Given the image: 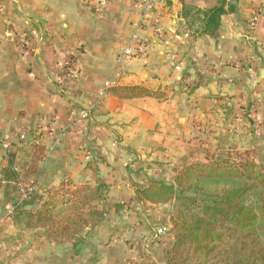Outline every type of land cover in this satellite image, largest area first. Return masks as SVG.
Instances as JSON below:
<instances>
[{
    "label": "crops",
    "instance_id": "0c3cea01",
    "mask_svg": "<svg viewBox=\"0 0 264 264\" xmlns=\"http://www.w3.org/2000/svg\"><path fill=\"white\" fill-rule=\"evenodd\" d=\"M164 1L142 20L133 0H0V264H164L173 203L138 206L136 186L264 150V5L251 27L262 0H227L232 11L203 35L187 29L181 0ZM117 85L164 95L120 99ZM33 154L42 197L17 210ZM100 183L111 212L86 227L79 253L26 225L50 190Z\"/></svg>",
    "mask_w": 264,
    "mask_h": 264
},
{
    "label": "trees",
    "instance_id": "16d2710c",
    "mask_svg": "<svg viewBox=\"0 0 264 264\" xmlns=\"http://www.w3.org/2000/svg\"><path fill=\"white\" fill-rule=\"evenodd\" d=\"M181 2L185 25L197 35L217 31L222 17L232 11L227 0ZM109 92L120 99L164 95L140 85H117L110 87ZM35 155L28 170L32 183L39 178ZM136 187L143 202L173 203L174 242L166 251L164 264H264V161L258 163L248 151L235 157L193 162L179 170L173 183L159 181ZM107 188L106 183L93 188L82 186L75 191L67 190V198L62 199L58 197L59 191H51L58 194L46 200L41 210L25 212L26 225L45 228L47 240L71 243L79 253L86 227L98 226L106 220L109 208L103 199ZM40 197L41 194L32 192L29 200L20 204L15 200L14 205L18 210ZM78 201L88 207L86 211L79 208L67 215L58 210Z\"/></svg>",
    "mask_w": 264,
    "mask_h": 264
},
{
    "label": "rangeland",
    "instance_id": "374dc122",
    "mask_svg": "<svg viewBox=\"0 0 264 264\" xmlns=\"http://www.w3.org/2000/svg\"><path fill=\"white\" fill-rule=\"evenodd\" d=\"M135 3H136V7H138L140 10H141V13H142V20H143V18H146V17H148L150 14H152L153 12H155L158 8H159V6L162 4V3H165V1L164 0H155L156 2H155V6H154V9L150 12L148 9H147V7H146V1L145 0H133ZM148 10V11H147ZM254 98H256V99H249L250 100V107H252L253 109L254 108H256L257 107V103H258V101H257V98L258 97H255L254 96ZM261 102V101H260ZM258 130V129H257ZM261 130L259 129V132H260ZM253 146L254 145H250L249 147H251V148H249L248 150H241V151H237V152H233V155L232 156H236V154L237 153H240V152H245V151H248L249 153H250V156H252L258 163L259 162H262V161H264V150H261V151H259V150H257L256 148L254 149L253 148ZM210 157H215V156H213V155H210L208 158H210ZM208 158H207V160H208ZM215 158H219V157H215ZM224 158H227V157H224ZM219 159H223V158H219ZM197 162H199V161H197ZM204 162H206V161H204ZM196 163V162H195ZM191 164V163H190ZM189 165V164H188ZM179 172V170L177 171V173ZM176 173V174H177ZM176 176V175H175ZM175 178V177H174ZM167 182V181H166ZM32 182H29V183H26V184H24V185H27V184H31ZM167 183H172V182H167ZM82 186H86V185H82ZM82 186H78V187H76V188H74V189H72V191H75V190H77L78 188H80V187H82ZM149 186V185H148ZM90 187H94L93 185H91ZM18 188V189H17ZM16 189H17V191H19V188H20V186H18ZM67 190H70V189H67V188H65V187H60L59 188V198L60 199H62L63 197H66V193H67ZM51 191L52 190H50L49 192L51 193ZM20 192V191H19ZM58 193L56 192V194L54 195V196H56ZM51 196V195H50ZM53 196V197H54ZM67 198V197H66ZM61 203V202H60ZM107 203V202H106ZM135 204L136 205H138V206H145V208H149V207H147L146 205H145V203L144 202H141V201H139V200H136L135 201ZM149 204V203H148ZM102 205H103V203H102ZM156 205H159V204H155V205H150L149 204V206L152 208V206L154 207V206H156ZM61 206V205H60ZM68 206H71V208H68ZM68 206H64V207H60V208H58V210L59 211H61V213H63V214H66L67 213V215H71V214H74L73 212L75 211V210H78L79 208H81V210H83V211H86L87 210V206H81V203L78 201L75 205L74 204H69ZM108 208H109V212H108V215H107V217H106V220L108 219V216H109V214H110V210H111V205L109 204V203H107V205H106ZM171 207H172V213H173V204L171 205ZM68 208V209H67Z\"/></svg>",
    "mask_w": 264,
    "mask_h": 264
},
{
    "label": "built area",
    "instance_id": "2783aa9c",
    "mask_svg": "<svg viewBox=\"0 0 264 264\" xmlns=\"http://www.w3.org/2000/svg\"><path fill=\"white\" fill-rule=\"evenodd\" d=\"M146 1V7L151 12L154 9L155 6V0H145ZM264 5V0H262L261 7L255 12L251 27L254 28L259 20V17L262 13V7ZM147 10V11H148ZM153 12V11H152ZM133 55V50L131 47L125 48V50L122 52V54L119 56V61H122L124 57ZM76 58L74 56H70L67 60H65L59 68V73L57 74V79L60 80L63 77L69 75L75 68V62ZM109 83L106 84V87L108 88ZM84 115L88 114V111L83 112ZM24 138V137H22ZM20 193V201H25L29 198L30 194L34 191H36V185L34 183L27 184V185H20L19 188Z\"/></svg>",
    "mask_w": 264,
    "mask_h": 264
},
{
    "label": "water",
    "instance_id": "95a60500",
    "mask_svg": "<svg viewBox=\"0 0 264 264\" xmlns=\"http://www.w3.org/2000/svg\"><path fill=\"white\" fill-rule=\"evenodd\" d=\"M261 75H262V77L264 78V69H263V71L261 72Z\"/></svg>",
    "mask_w": 264,
    "mask_h": 264
}]
</instances>
